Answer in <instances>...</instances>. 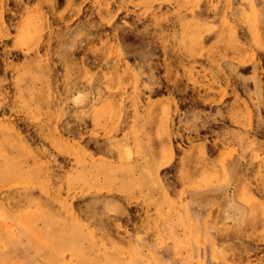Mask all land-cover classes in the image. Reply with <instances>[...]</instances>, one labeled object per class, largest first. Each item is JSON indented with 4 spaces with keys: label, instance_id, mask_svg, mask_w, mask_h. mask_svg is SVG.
Here are the masks:
<instances>
[{
    "label": "rangeland",
    "instance_id": "rangeland-1",
    "mask_svg": "<svg viewBox=\"0 0 264 264\" xmlns=\"http://www.w3.org/2000/svg\"><path fill=\"white\" fill-rule=\"evenodd\" d=\"M78 255L264 264V0H0V264Z\"/></svg>",
    "mask_w": 264,
    "mask_h": 264
},
{
    "label": "bare ground",
    "instance_id": "bare-ground-1",
    "mask_svg": "<svg viewBox=\"0 0 264 264\" xmlns=\"http://www.w3.org/2000/svg\"><path fill=\"white\" fill-rule=\"evenodd\" d=\"M59 234V237H60V240H64V238H66V233H58ZM58 234L56 235V236H58ZM71 237H72V235H70ZM74 240H78L77 238L76 239H74ZM74 240L73 241H71V242H74ZM70 242V244H72ZM75 244H72V246H70V245H68L67 244V246H68V248H72L73 249V246H74ZM64 247H61V248H56V249H58V253L63 249ZM79 256V260H80V264H87V262H86V260H85V258L83 257V255H78Z\"/></svg>",
    "mask_w": 264,
    "mask_h": 264
}]
</instances>
